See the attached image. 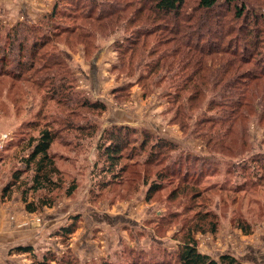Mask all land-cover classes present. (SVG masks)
<instances>
[{
    "label": "rangeland",
    "instance_id": "rangeland-1",
    "mask_svg": "<svg viewBox=\"0 0 264 264\" xmlns=\"http://www.w3.org/2000/svg\"><path fill=\"white\" fill-rule=\"evenodd\" d=\"M108 1L122 6L124 12L119 15V23L108 30L112 32L94 37V48L90 45L84 50L76 34L61 30L41 50L47 55L58 50L64 52L66 61L49 69L69 68L76 76L75 90L90 102L100 101L104 110L72 111L74 108L64 99L59 104L46 100L50 95L49 81L39 88L33 84L49 72L40 69L35 74L37 65L20 80L8 75L10 69L18 71L15 64H8L0 75V241L3 243L0 257H4L0 264H43V259L47 261L45 264H102L103 260L111 264H154L161 258L166 263L175 258L178 244L187 233L196 241L198 252L215 261L221 255L237 261L236 257L246 251L247 245L264 251V185L259 186L251 179V167L244 169L238 164L252 155L264 154V96L254 101L253 111H244L234 123L235 113L229 107L209 109L208 100L217 88H212L190 108L187 102L190 91L178 90L176 86L189 75L190 67L177 75L174 64L170 69L167 66L157 69L150 77H146L144 70L145 63H152L159 54L172 48L173 42H167L171 36L156 28L147 9L135 24L121 25V21L128 23L126 18L142 4L134 0ZM245 1L248 8L264 15V0ZM32 2L27 5L23 2L21 6L29 11L39 10L40 4L36 0ZM194 5L195 0H188L182 13L189 12ZM71 15L61 14L53 21L70 28L83 24L84 21ZM196 18L193 16L187 25H194ZM0 24L3 29L0 35H4L11 26L1 15ZM136 25L153 32L145 39L138 38L141 44L144 41V48H138L132 55L133 63L123 70L118 55L124 54L126 63L130 52L118 53L113 43L122 42L127 34L135 39ZM151 49L156 50L153 56L149 55ZM209 60L204 58V64ZM252 68L250 63L241 70ZM26 107L33 108L27 111ZM211 116L217 117L216 123L205 119ZM31 121L37 123V129L30 127ZM67 121L83 130H66L62 125ZM123 121L140 123V128L135 129H145L174 143L175 152L184 150L212 159L215 171L195 172L184 180L177 170L169 171L172 156H179L162 149L152 162L143 156L120 158L113 170L116 175L104 174L109 161L98 155L96 143L104 130L121 126L115 123ZM228 126H231L229 132ZM47 127L61 131L50 153L54 154L64 182L50 196V207L29 213L21 200L19 182L4 195L3 189L20 167L18 158L26 154L21 148L27 139L38 137V130ZM91 129L96 131L93 136ZM30 176L31 171L24 172L19 181L27 183ZM72 183L76 190L66 195ZM40 198L47 201L41 192L30 194L28 201L37 203ZM72 222L73 230L65 233ZM18 247H29L31 251L19 252ZM229 248L235 253L224 254ZM166 254L170 255L168 259ZM138 257L141 260L135 262ZM3 259L8 261L5 263Z\"/></svg>",
    "mask_w": 264,
    "mask_h": 264
},
{
    "label": "trees",
    "instance_id": "trees-1",
    "mask_svg": "<svg viewBox=\"0 0 264 264\" xmlns=\"http://www.w3.org/2000/svg\"><path fill=\"white\" fill-rule=\"evenodd\" d=\"M134 1L138 5L142 4V7H138L132 16L126 18L128 23L121 21L120 24L128 25V27L135 24L139 20V16H143L142 12L147 9L148 16H152L157 24L156 28L163 29V33L171 36L172 39L170 38L167 42H173L171 49H166L159 54L152 63H145L146 77H150L159 68L165 69L167 66L170 69L174 64L178 68L175 73L177 75L190 67L191 71L186 79L176 85L178 90L190 91L187 96L190 108L194 107L195 102L204 97L212 88H217L213 97L208 100L211 105L209 109L214 106L229 107L235 113L232 123L238 117H242L244 111H251V109L253 111L257 99L260 101L264 96V80H262V78L264 79V15L248 8L245 0H195L194 7L187 13H182V9L188 0ZM64 3L66 5L63 10H69L66 13L61 9ZM147 5L148 7H146ZM123 12L122 6L108 0H55L51 11L38 22L15 23L5 31L4 35H0V75L3 74L4 67L8 68V64H15L18 71L10 69L8 75L20 80L25 72L32 71L33 66L37 65L35 74L40 69L49 72L46 77L34 80L33 84L39 88L44 82L49 81L50 95H46V100L58 103L64 99L69 106L74 108L72 111L76 108L104 110L105 107L100 101L90 102L75 90L76 76L72 75L68 67L67 71L61 69L51 71L49 69L66 61L64 52L58 50V52L53 51L47 55L41 50L49 45L51 37L62 32L61 30H68L70 33L76 34L84 50L90 45L94 48L95 45H92L94 37L105 31L112 32L108 30L119 23V15H122ZM195 12L200 13L196 15ZM230 12L232 14L229 17ZM61 14L67 17L72 14V18L78 17L77 19L84 22L72 28L61 27L53 21ZM193 16H197L196 23L187 25L192 21ZM160 22L165 23L158 25ZM259 22L262 24L260 25ZM1 25L0 34L3 31ZM134 29L135 39L133 35L127 34L122 37V42L116 40L113 43V47L118 53L130 52L126 63L123 59L124 54L118 55L123 70L127 69L129 63L133 61L132 55L139 51L138 48H144V41L141 44L138 38L145 39L153 32V30L137 25ZM155 52V49H151L149 55L153 56ZM257 55L260 56L258 59ZM171 58H175V61ZM204 58H210V60L204 64ZM164 59L165 62H162ZM250 63L254 68L241 70L243 66ZM203 100L199 101L200 105ZM32 108L26 107L27 111ZM205 119L213 123L218 120L217 117L212 116L205 117ZM30 123V127L33 129L38 128L35 121ZM62 126L71 131L81 132L83 130L81 126L77 127L71 121L65 122ZM230 129L231 126H228L226 131L229 132ZM91 131L93 136L96 131L95 129H91ZM60 132V130L47 127L38 130V137L28 138L26 145L21 148V151H25L26 154H22L18 158L20 167L15 169L12 173L13 180L3 189L4 195L8 189L15 188L16 183L19 182L21 200L25 204V210L29 213H34L44 206L50 207L52 203L50 196L63 185L62 172L56 166L54 154L50 153L51 146ZM9 144L11 145V143ZM96 144L98 155L104 156L109 161L105 164L104 174H110L112 177L116 175L113 170L120 158L143 156L147 162H152L162 153V149L164 151L169 149L179 156H172L171 170L169 171L172 173L175 172L173 170H177L184 180H187L189 175L195 172L204 174L215 171L216 164L212 159L190 154L184 150L175 152L176 145L174 143L156 137L145 129L138 130L128 126L113 125L101 133ZM128 151L129 153H127ZM238 164L244 169L251 167V179L259 186L264 185V154L252 155L250 159ZM119 170H123V168H119ZM29 171H31V176L27 183L19 181L22 174ZM153 188L157 189L158 186ZM75 190L76 185L72 183L67 188L66 195H71ZM39 192L44 193L47 201L44 200L45 198L38 199L41 201L37 200V203L28 201L30 194L35 195ZM197 196L201 197L200 194ZM73 226L74 222L67 227V230L65 229V233H70ZM65 233L62 231V235ZM16 250L19 252L31 251L29 247H18ZM141 252L138 251L139 254H143ZM174 254L175 258L171 257L166 263L161 258L154 264H239L228 255H221L215 261L209 256L199 253L196 241L189 233L185 236V240L178 244ZM169 257L170 255L166 254V259ZM136 260L135 262H138L141 258L138 257ZM42 262L43 264L47 263L46 259H43ZM102 264L111 263L103 260Z\"/></svg>",
    "mask_w": 264,
    "mask_h": 264
},
{
    "label": "crops",
    "instance_id": "crops-1",
    "mask_svg": "<svg viewBox=\"0 0 264 264\" xmlns=\"http://www.w3.org/2000/svg\"><path fill=\"white\" fill-rule=\"evenodd\" d=\"M35 0H2L3 3L0 2V15L2 20H7L8 25L15 23L18 20L30 21V22H38L37 20L41 19L44 15L49 13L52 9L55 0H36V3L40 4L39 10L29 11L26 10L21 4L24 2L25 5L28 3H33ZM4 4V5H2ZM17 5V6H16ZM16 6V9L14 8ZM23 7V9H22ZM10 10V11H8ZM2 12V14H1ZM34 14V15H33ZM92 72V71H91ZM85 75H88L84 72ZM87 77V76H86ZM121 126H131L133 128H140V123L137 122H120L115 123ZM143 125V124H141ZM3 243L0 241V247ZM27 246V245H24ZM246 251L241 255L239 254L236 259L239 264H264V251L260 248H255L252 245H247L244 248ZM235 251L232 248L227 249L224 254H234ZM220 256V253L217 255ZM4 258V257H0ZM6 263V259H3Z\"/></svg>",
    "mask_w": 264,
    "mask_h": 264
}]
</instances>
